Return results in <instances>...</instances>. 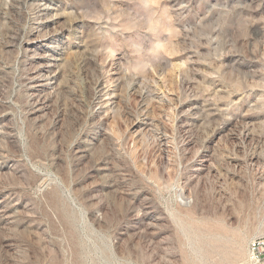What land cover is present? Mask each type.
Returning <instances> with one entry per match:
<instances>
[{
    "label": "rangeland",
    "instance_id": "374dc122",
    "mask_svg": "<svg viewBox=\"0 0 264 264\" xmlns=\"http://www.w3.org/2000/svg\"><path fill=\"white\" fill-rule=\"evenodd\" d=\"M256 237L264 0H0V264H251Z\"/></svg>",
    "mask_w": 264,
    "mask_h": 264
},
{
    "label": "built area",
    "instance_id": "2783aa9c",
    "mask_svg": "<svg viewBox=\"0 0 264 264\" xmlns=\"http://www.w3.org/2000/svg\"><path fill=\"white\" fill-rule=\"evenodd\" d=\"M250 261L261 264L264 261V237H256L249 243Z\"/></svg>",
    "mask_w": 264,
    "mask_h": 264
},
{
    "label": "bare ground",
    "instance_id": "6f19581e",
    "mask_svg": "<svg viewBox=\"0 0 264 264\" xmlns=\"http://www.w3.org/2000/svg\"><path fill=\"white\" fill-rule=\"evenodd\" d=\"M36 87H39L40 86V84H37V85H35ZM38 90V89H37ZM250 243V242H249ZM242 247V246H241ZM238 252H240V251H242L243 252V250H242V248H238ZM247 256H249V262L251 263V264H255V263H252L251 261H250V251H249V245H248V255ZM239 262L241 263V264H247L248 263V261L247 260H242V259H239ZM262 264V263H261Z\"/></svg>",
    "mask_w": 264,
    "mask_h": 264
}]
</instances>
